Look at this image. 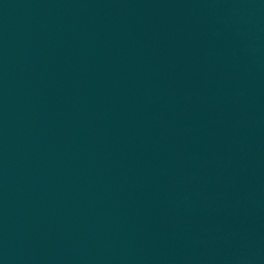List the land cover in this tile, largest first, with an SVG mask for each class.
Listing matches in <instances>:
<instances>
[{
  "label": "water",
  "instance_id": "1",
  "mask_svg": "<svg viewBox=\"0 0 264 264\" xmlns=\"http://www.w3.org/2000/svg\"><path fill=\"white\" fill-rule=\"evenodd\" d=\"M0 264H246L134 0H0Z\"/></svg>",
  "mask_w": 264,
  "mask_h": 264
}]
</instances>
